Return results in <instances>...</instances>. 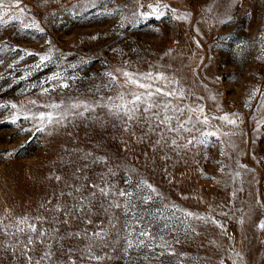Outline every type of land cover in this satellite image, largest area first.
<instances>
[{"label": "rangeland", "instance_id": "obj_1", "mask_svg": "<svg viewBox=\"0 0 264 264\" xmlns=\"http://www.w3.org/2000/svg\"><path fill=\"white\" fill-rule=\"evenodd\" d=\"M6 2L10 7L0 11V104L18 107L0 109V222L13 226L0 230V264H29L21 248L9 246L17 241L5 231L15 232L17 219L24 216L44 217L47 230L52 206L58 201L72 203L67 194L60 196L61 190H69L63 179L54 177L70 176L67 161L85 152L106 155L109 163L91 166L80 174L78 184L101 183L100 175L113 168L116 176L106 178L118 189L129 187L124 180L130 178L133 187L146 181L157 190L160 195L153 194L155 199L147 206L153 213L175 206L177 215L192 212L208 222L191 218L179 224L171 217L144 213L142 227L157 237L163 235L168 246L151 244L125 254L123 233L118 236L109 224L112 213L98 212L94 205L92 212L98 214L91 216L93 223L82 218L73 222L72 230L90 234L107 229L112 247L95 248L96 255L105 257L97 261L87 258V240L62 241L66 248L79 249L71 258L76 264H264V230L257 227L264 222V0H95V7L91 0H20L19 6L15 0ZM150 4L160 6L164 16L143 19L140 14L149 12ZM25 24L33 30H23ZM13 49L37 55L20 60L24 52ZM50 51L56 62L36 70L39 56ZM61 53L66 59L56 60ZM69 63L77 67H68ZM62 71L80 78L69 81V88L60 87L59 80L41 84ZM108 72L118 77L115 87H103L109 83ZM123 72L138 79L163 73L165 79L157 85L174 82L167 90L183 89L184 98H172L174 103L203 108L209 121L201 128L220 138L178 148L171 139L182 145L189 134L184 133V139L169 134L167 144L161 140L157 145L160 133L150 131L148 122L125 123L104 107L44 132L35 130L36 121L24 118L51 110L40 105L76 98L107 103L106 97H115L125 83ZM126 87L144 91L132 84ZM225 114H238L230 116L236 125L212 119ZM188 115L186 110L183 118ZM22 144L26 147L20 150ZM115 211L122 226L123 212ZM212 217L219 223L211 222ZM21 241L26 242L23 237ZM45 250L34 246L28 253L32 264ZM54 260L71 264L59 251Z\"/></svg>", "mask_w": 264, "mask_h": 264}, {"label": "snow or ice", "instance_id": "obj_2", "mask_svg": "<svg viewBox=\"0 0 264 264\" xmlns=\"http://www.w3.org/2000/svg\"><path fill=\"white\" fill-rule=\"evenodd\" d=\"M19 2L20 0H15L16 6H19ZM91 6H96L95 0H91ZM8 7H10V4L7 3L6 0H0V11H3ZM141 7H143V5H141ZM149 9V12L140 14L145 20L151 18L160 19L165 14L160 6L153 7L150 4ZM21 11H23V9H21ZM74 14L79 15L80 13L75 12ZM107 14L111 15V13ZM2 20L3 16H0V21ZM23 30L30 31L33 29L30 24H25ZM38 30L41 33L44 31L43 28H39ZM13 51L24 52V55L20 56V60H23L25 56L37 55L36 53L21 49H13ZM61 58L66 59V56L61 53L60 57H57L56 60H60ZM55 62L52 52L50 51L47 55L39 56V62L35 65V69L42 70L47 64ZM85 62L86 61L84 60L81 61V63ZM9 67L12 66L10 65ZM68 67L75 69L77 65L69 63ZM116 71L120 72L121 70L117 69ZM31 74L32 73L29 72L25 74V76H22L21 79H27ZM122 74L125 78V83L119 85L120 91L117 92L115 97H106L107 103L101 104L99 101L89 102L84 99L76 98L70 103L61 101L51 105H40L39 107H47L51 110L47 112L40 111L38 114L34 113L31 116H26L24 118L36 121L37 126L35 130L37 132H44L49 126H64L67 123H71L70 117H85L88 113H95L96 108L104 107L110 114L118 117L125 123H130L138 119L148 122L147 127L150 131H159L160 133V139L156 141L157 145L160 144L161 140H164L165 144H167L168 140L166 137L169 134H175L176 137H179L180 139L185 138L183 135L184 133L189 134L190 138H188L187 142L182 145L178 143L177 138L171 139V145L178 148H188L189 146L195 147L197 144L205 143V140L209 137L220 138L217 132L207 131L201 128V125L207 126L209 121V116L204 114L203 108H186L185 106L174 103L172 98L180 100L184 98L183 89L172 87L171 90H167L169 84H173L174 82H168V84L163 87L157 85V81L165 79L163 73H157L154 78L151 73H148L146 76H141L139 79L129 72H123ZM105 75L109 77V83L104 84L103 87H115L118 84V77L112 72L105 73ZM79 78L80 77L76 74L69 76L62 71L49 75L45 80L41 81V84L59 80L61 81L60 87L69 88V81L74 83ZM0 79H3V77H0ZM129 84L144 89V91L139 93L132 91L130 88L126 87ZM44 91L46 92L48 90L45 89ZM32 103L36 104L35 101H32ZM8 107L16 109L18 105L16 103L10 105L0 104V109ZM186 110L189 112V115L187 116V119H184L183 117ZM197 112L201 115H196ZM236 115L238 114H225L221 117H212V119H220L227 124L234 126L237 121L230 118V116ZM15 120L16 117L14 116L12 123H15ZM235 134L236 133L234 132L224 133L225 136ZM69 135H71V133H69ZM25 147L26 144L20 145V150H23ZM221 155H224V153L222 152ZM67 163L69 164L71 175L66 177L57 175L54 178L57 181L63 179L65 187L69 190L67 193H65L64 190H61L60 196L67 194L71 198L72 203L58 201L52 206L49 210L50 215L47 220L49 228L47 230L44 229V217L24 216L17 219L15 232L5 231L6 235L14 236L17 241L15 244L9 246L21 248L22 254L25 259L29 261V264H32V257L28 255V253L32 251L37 244L44 246L46 250L39 259L35 261V264H43L45 260L49 261L50 264H55L54 257L56 251H59L62 254L66 253L71 260L73 252L79 251V249H73L71 247L66 248L65 244L61 242L81 239L88 241L86 253L89 260L99 261L105 259V257L96 255L94 249L105 246L112 247V244L107 240V237L110 234L107 229L100 228L90 234L87 230H85L83 234L81 231L72 230L73 222L80 221L82 218L86 219L88 224L93 223L91 216L98 214L92 212L94 205H98V212H103L105 215L112 213L109 217V224L111 228L116 231L118 236L123 233L121 238L124 240L123 251L125 254L132 249H147L151 244H155L157 247L168 246V241L163 235L157 237L156 234L150 231L147 227H142L147 219V216L144 213L153 217L159 216L166 220L171 217L172 220L179 224H185L186 221L191 218L204 219L205 222H208L207 217H200L198 214L192 212L177 215L175 206H172L170 209L165 206V210L156 209V212L153 213L147 206L154 201L155 197L153 194H155L156 197L160 195L157 190L146 181H138L133 187L130 178L124 180V183L129 187L118 189L114 183L106 178L107 176H116L117 171L113 168H108L106 174L100 175L99 180L101 183L90 182L87 185L82 183L78 184L77 181L81 180L80 174L86 173L91 169V166L103 164L107 167L109 158L106 155L97 156L94 155L93 152H85L82 155H77L75 158L70 159ZM221 171H223V168ZM83 179L87 180V175H84ZM101 184L103 186H101ZM48 203H51V201ZM142 205L145 207L142 208ZM42 207H44V205H42ZM115 210H122L123 212L124 219L122 226L121 218L116 215ZM56 213L61 215H55ZM37 221L41 222L39 228L37 227ZM211 222L219 223L216 221L215 217L211 218ZM64 225H67L68 227L64 228ZM219 226L223 227L222 224ZM12 227V225H3L2 222H0V230H7ZM168 227L169 224L165 223L164 228L167 229ZM257 227L264 230V222L258 224ZM192 230L194 231V228H192ZM21 237H23L26 242H22ZM54 244H59V248H54ZM237 256H240V254L237 253ZM107 258L111 259L112 257L108 256ZM80 259H84L83 253L80 256ZM71 264H76V261L71 260ZM221 264H223V262H221Z\"/></svg>", "mask_w": 264, "mask_h": 264}]
</instances>
